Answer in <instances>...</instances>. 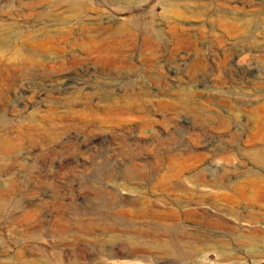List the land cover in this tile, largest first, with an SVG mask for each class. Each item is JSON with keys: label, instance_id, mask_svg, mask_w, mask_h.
I'll return each mask as SVG.
<instances>
[{"label": "rangeland", "instance_id": "rangeland-1", "mask_svg": "<svg viewBox=\"0 0 264 264\" xmlns=\"http://www.w3.org/2000/svg\"><path fill=\"white\" fill-rule=\"evenodd\" d=\"M0 34V264H264V0H0Z\"/></svg>", "mask_w": 264, "mask_h": 264}, {"label": "bare ground", "instance_id": "bare-ground-1", "mask_svg": "<svg viewBox=\"0 0 264 264\" xmlns=\"http://www.w3.org/2000/svg\"><path fill=\"white\" fill-rule=\"evenodd\" d=\"M4 35L0 34V44H2L3 46L9 47L10 44L7 42L8 41V39H6L7 36H4ZM48 52H49V50H48V44L44 40H38L37 39V40H34V41H31V42L27 43L25 46H23L24 58L22 59V61L23 60H25V61L24 62L21 61V63L19 62L18 64L15 63L16 64V70H18V69L19 70L20 69L22 70L23 69L24 72H25V71L31 69V66H33L34 63H35L34 58H37V57L39 58V56L41 57V54L43 56V55H46ZM10 68L12 69V64H11V67ZM13 68H14V66H13ZM11 69L6 70L7 72L6 71L5 72L8 75H10L11 74V71H12ZM3 70H4V68H3ZM34 105H36V104H32L30 106V108L32 110L34 108ZM93 112H92V114H93ZM63 113H64V115H62V116H58L55 113L57 115V117L59 118V121L60 122H57L56 120H53L52 118L51 119L53 121L52 120L51 121H43V120L40 119L41 121H43V124L40 125V126H37L38 125V124H36L37 120L35 119V117H33V112L32 111L29 112V113L27 112L26 115L23 117V122H25V121L28 122V125H25L24 127L20 128L17 132H18L19 135L29 136L31 138H35V136H38V135H39L38 137H40L41 136L40 134H42V133H48V138H47L46 135L45 136H46V138L48 140H51V139H54L55 136L57 137V134H59V132H61L63 129L75 128V127H80V126L81 127L88 128L89 126L93 125L94 116L84 118V115L78 113L75 110H71V109L70 110L69 109H65V111ZM73 115H78L80 117V119L79 120H76V119L72 118ZM41 137L43 138V136H41ZM258 164L261 165L260 169H261L262 172H264V155H262L261 157L258 158ZM177 231L178 230H175V233H178ZM129 242L136 249H138V248H140L142 246V243L140 241H136V240H133L132 239V240H129Z\"/></svg>", "mask_w": 264, "mask_h": 264}]
</instances>
